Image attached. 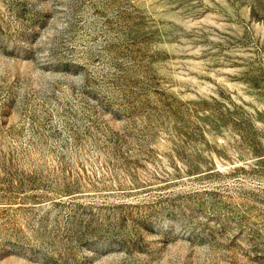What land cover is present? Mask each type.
Wrapping results in <instances>:
<instances>
[{
	"label": "rangeland",
	"instance_id": "rangeland-1",
	"mask_svg": "<svg viewBox=\"0 0 264 264\" xmlns=\"http://www.w3.org/2000/svg\"><path fill=\"white\" fill-rule=\"evenodd\" d=\"M0 264H264V0H0Z\"/></svg>",
	"mask_w": 264,
	"mask_h": 264
}]
</instances>
